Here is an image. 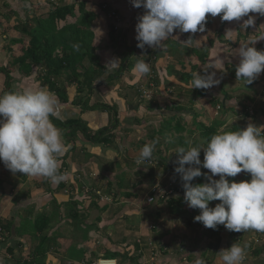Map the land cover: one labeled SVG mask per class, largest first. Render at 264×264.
Instances as JSON below:
<instances>
[{"label": "crops", "instance_id": "0c3cea01", "mask_svg": "<svg viewBox=\"0 0 264 264\" xmlns=\"http://www.w3.org/2000/svg\"><path fill=\"white\" fill-rule=\"evenodd\" d=\"M56 1L60 6L74 3L76 7L80 2H85L86 10L97 15L92 31L100 64L105 67L111 59L119 60L116 68L106 70V77L119 70L122 60L126 59L119 77L110 83H95L89 96V106L106 105L117 112V128H111L116 138L109 146L95 145L78 132L75 141L68 143L71 145L68 153L59 160V171L68 174L67 180L59 185L44 177L13 174L0 162V264H38L33 262L32 255L41 235L36 238L33 232L35 223H42V220H38L41 217H47L50 224V230L43 233L50 238L43 264H91L100 259H114L117 264H194L192 251L199 252L202 238L196 239L194 246L188 249L181 239L183 236H180L183 230L180 233L178 227H164L165 211L155 225V216H150L157 208L153 206L154 203L148 204V199L159 196L152 192L153 187L162 177L164 179L169 175L175 180L179 177L174 172V168L178 166L174 163L177 159L176 150L180 147L178 135L172 128L164 137L163 129L166 121H171L175 115L182 116L181 123L186 129L181 137H185L188 148L196 146L195 140L200 138L194 122L213 126L214 123L218 125L221 120L224 123L220 128L222 132L230 129L237 121L234 120L236 113H244L242 107H247V112L255 115L243 119V129L250 123L257 127L264 126V112L260 111H264V72L250 85V90L244 88V91H241L244 84L237 80L236 73H231L239 64L235 51L240 46L249 45L258 51H264V40L257 41L264 34V16L250 13L255 17V23L244 28L243 21L247 17L239 22H222L220 16L213 18L209 14L203 33H179L177 30L173 35L178 36L179 40L170 38L164 41L160 49L154 50L146 46L141 50L136 46L138 42L135 39V26L138 17L145 10L133 7L131 0ZM52 5L55 4L51 0H0V41H3L0 42V68L9 67L15 58L22 55L21 46L10 43V39L21 38L14 29L18 22L24 23L28 19L45 15ZM9 11L12 12L10 16ZM110 13L116 14L119 21H110ZM76 15L78 18L79 14ZM76 18L71 19V22H75ZM3 21L7 22L6 26ZM111 24L117 28H114L113 41L109 35ZM229 29L234 31L226 35V30ZM224 34L226 40L221 38ZM190 36L197 41L182 43L183 47L176 50L168 46L169 41H186ZM209 37L212 40H208ZM24 45L26 47L28 42ZM204 47L208 57L205 62H201L198 50ZM137 59L150 64L149 75L138 78L133 72ZM220 59L223 60L222 63L218 62ZM208 67H214L209 72L215 71V78L220 83L208 90L192 89L193 73L203 75V69ZM14 69L13 91L42 87L38 80V75L42 72L40 67L33 66L29 77L22 74L19 65ZM65 80L63 78L62 82ZM65 86L69 102L62 103L57 97L59 116L54 117L56 120L62 124L83 121L92 133L110 126L109 114L112 112L101 109L82 110L73 104L78 99L76 85L65 83ZM3 94L5 76L0 74V96ZM243 94L246 98H242V101L249 99L252 104L248 100V103L242 105L238 97ZM218 116L220 117L217 118ZM176 123L177 121H172V124ZM260 131L264 133V128ZM137 133L143 137H138ZM63 139L67 142L65 137ZM152 141H158L153 160L137 164V154L145 144ZM153 161L160 162V167ZM168 166L172 168L167 172ZM151 168L155 169V173L148 176ZM172 178L169 185L161 186L163 190L175 187L176 182ZM122 181L127 186L123 189L118 184ZM109 183H112V188ZM150 185L152 190L142 197L144 205L132 207L134 201H140V197L135 196L136 191L142 186ZM95 192H100L101 196L96 202L97 207L90 208L91 199L97 197ZM58 194L66 196L67 200L58 201ZM125 194L134 196L128 198ZM160 194L164 193L160 191ZM70 209L79 212L78 221L74 222L69 217ZM145 221L147 226L143 225ZM148 224L156 229L151 230V226L147 229ZM180 227L187 230L185 224ZM152 247L161 251L158 250L157 255L153 256ZM100 255L109 257L102 258Z\"/></svg>", "mask_w": 264, "mask_h": 264}, {"label": "clouds", "instance_id": "9594fccd", "mask_svg": "<svg viewBox=\"0 0 264 264\" xmlns=\"http://www.w3.org/2000/svg\"><path fill=\"white\" fill-rule=\"evenodd\" d=\"M133 7L143 8L144 14L138 17L135 26L137 48L147 46L160 49L164 41L179 33L205 31L206 17L220 16L222 22L243 21L242 27L253 26L255 17L250 13L264 16V0H131ZM234 30H226V35ZM264 40V34L258 40ZM191 36L183 44H189ZM256 41V42H257ZM79 51V45H73ZM143 56V55H142ZM239 57L236 67L237 80L251 85L264 72V51L244 45L235 51ZM141 57V56H140ZM222 63L223 60L218 61ZM119 60L111 59L106 70L114 69ZM203 69L204 74L193 73L192 89L208 90L218 85L216 72ZM138 78L150 74L148 62L137 59L133 66ZM59 102L54 93L45 87L26 88L11 91L0 96V162L12 172L24 176L48 178L59 185L67 180V173L59 171V160L71 148L63 139L61 129L52 122L59 116ZM254 124L244 129L223 131L213 135L205 144L179 147L176 150L177 167L184 190V202L190 209H199L194 222L205 228L217 230L223 226L230 232L246 233L249 230L264 233V133ZM158 141L145 144L136 156V163L153 160V152ZM172 142V141H170ZM203 151V161L200 159ZM187 166V167H186ZM201 169L208 172L202 173ZM251 175L250 181L229 182L227 177L240 173ZM204 177L203 184H193L195 178ZM218 176L219 179H214ZM173 190V189H172ZM174 192V191H173ZM98 196V195H97ZM170 196V195H168ZM167 195L163 197H168ZM100 197V196H98ZM162 197V196H161ZM159 198V197H157ZM156 198V199H157ZM58 201L67 197L57 195ZM156 201V200H155ZM219 201L215 207L210 202ZM246 258V245L233 243L217 253L215 264H243ZM97 264H117L114 259H100ZM194 264H206L203 258Z\"/></svg>", "mask_w": 264, "mask_h": 264}, {"label": "trees", "instance_id": "16d2710c", "mask_svg": "<svg viewBox=\"0 0 264 264\" xmlns=\"http://www.w3.org/2000/svg\"><path fill=\"white\" fill-rule=\"evenodd\" d=\"M79 14L77 17L76 14ZM8 15H12V12L9 11ZM7 15V17H8ZM6 19V16H2ZM76 18L75 22H71V19ZM97 20V15H95L91 11L86 10V3L80 2L77 7L76 4L71 5H52L50 11L42 16L34 17L33 19H28L26 22H18V24L14 27L15 31L20 34V39H10V43L13 45L21 46V56L15 58L14 61L7 68H0V74L5 76V93L13 91L12 89V73L15 71V66L19 65L20 71L24 76L29 77L32 73L33 66H38L42 69V72L38 75V80L42 87L48 88L49 91L55 94L56 97L62 103H68V95H67V86L68 84H75L77 87L78 99L73 102L74 105L80 107L82 110H107L110 113L111 121L110 126L104 129L99 130L96 133H92L87 128H85L81 121H69L64 124L60 123L54 117L52 118V122L55 126L62 131L63 137L66 139V143L74 142L78 132L82 133L84 138L95 145H104L109 146L112 141L116 138L113 134L114 129L117 128L118 119L117 112L111 107L106 105H93L89 106L90 101V93L93 90V85L95 83H110L116 77L122 73L123 68L125 67L124 62L126 59L122 60L120 69L117 70L112 75H108L106 77L107 71L104 66L100 64V58L97 55V50L94 45L95 35L92 31L93 23ZM223 24H221L222 27ZM220 27V28H221ZM110 29V40H115V31L113 27ZM27 40V41H26ZM25 42H28V45L25 47ZM73 45H79V51H76L73 48ZM133 51V48L130 49ZM136 50V49H135ZM134 52V51H133ZM200 54V55H199ZM198 57L201 62H205L208 57L207 50L201 52L198 51ZM196 67H194V70ZM193 71V69H192ZM190 78L192 77L189 75ZM188 76V77H189ZM66 78L65 82H62V79ZM244 113L242 116L234 122L230 129L225 131H236L238 129H243L242 121L243 119H247L251 117L247 112V107H242ZM256 111V110H255ZM183 120L182 116L175 115L172 120L166 121V126L163 130V136L169 132L170 129L174 128L178 135V145L180 147L187 148V142L185 137H181L183 133H185V126L181 123ZM172 121H177L176 125L172 124ZM195 128L200 132V140L201 142L195 145L205 144L210 140V138L219 134L221 126L224 124L221 120L218 122V125L214 123L212 126H207L205 124L196 123ZM245 124V123H244ZM252 124V123H250ZM175 127H174V126ZM111 128H113L111 130ZM160 132V131H159ZM223 132V131H222ZM161 133V132H160ZM113 145V144H112ZM204 153L201 152L200 159L203 161ZM156 162V163H155ZM153 163L157 164V167H160V162L153 161ZM159 163V164H158ZM172 167H166L167 172L171 170ZM202 173L208 172L207 169H201ZM152 173H155V169L151 168L148 176ZM179 176V175H178ZM229 182H241L250 181L251 175L247 173L237 174L235 177H227ZM242 179V180H241ZM178 180V181H177ZM175 180L172 178V181L176 182L175 187L173 188L175 195H170L168 197H159L154 202L153 206H156V210H153L150 216L154 217V225L157 224L161 218V215L166 208L172 213L177 214L178 222L184 219H189L187 222L188 226H192L194 222V217L200 214L199 209H190L187 204L184 202V190L181 186V180ZM207 181L204 177L195 178L193 180V184H203ZM120 188L123 189L126 186L125 181L118 183ZM140 183H138L139 185ZM109 186L112 188V183H109ZM98 188L101 189L99 186ZM98 189V190H100ZM95 196L96 192L94 193ZM93 195V196H94ZM128 198L133 197V194H125ZM139 197L137 194L135 195ZM98 197V196H97ZM91 199L90 208L97 207L98 198ZM219 203V201L210 202V207H215V205ZM162 212V213H161ZM72 219L78 221L80 218L79 212L74 209H70L69 212ZM42 223H35L34 236H40L39 244L35 248L33 253V258L35 263L43 264L45 261L44 256L46 254V249L48 248V243L50 242V238L47 235H43V233L48 232L49 229V220L47 217H41ZM199 229L204 226L201 223H197ZM223 226H218L217 230L212 229H202L203 237L206 241V249L205 251L212 252V258L207 260L206 252L202 255L203 259L206 261V264H214L217 259V253L220 251V248L223 245H226V239L223 233ZM155 230V229H154ZM229 237H231V244L235 242L240 244L241 233H235L228 231ZM229 248V246L225 247V249ZM250 246L246 247V250H250ZM159 249L152 250L154 252V256L157 255ZM161 251V250H159ZM261 250L256 249L253 251L254 255L259 256ZM29 264V263H24Z\"/></svg>", "mask_w": 264, "mask_h": 264}, {"label": "rangeland", "instance_id": "374dc122", "mask_svg": "<svg viewBox=\"0 0 264 264\" xmlns=\"http://www.w3.org/2000/svg\"><path fill=\"white\" fill-rule=\"evenodd\" d=\"M108 18H109V20L110 21H119V17L116 15V14H114V13H110L109 14V16H108ZM3 25H7V22L6 21H3ZM4 26V27H5ZM111 27H113V24H111V26L109 27L110 29H112ZM115 27H113V29H114ZM5 30H6V28H5ZM242 33H243V30H242ZM222 37V40H226V35L224 34V35H221ZM209 39H211V37H209L208 38V40ZM212 40V39H211ZM27 41V40H26ZM0 42H3V41H0ZM183 44L179 41L178 42V40H176V41H169L168 42V46L170 47V48H173L174 50H176V49H178L179 47L181 48V46H182ZM183 47V46H182ZM110 48V47H109ZM198 51H201V52H203V51H205V47H204V49H200V50H198ZM128 59V58H127ZM212 70V69H211ZM231 73L232 74H234L235 75V73H236V70H232L231 71ZM115 80V79H114ZM239 81H241L242 82V85L243 86H241V91H244V88L245 89H248V90H250L251 88V86L250 85H245V82L243 81V80H239ZM259 87H261V85L259 86ZM256 90H258V89H256ZM239 99H241V101H242V98H246L245 97V95L243 94V95H241L240 97H238ZM248 100L249 99H247V100H245V101H242V105H244V104H246V103H248ZM263 100H264V95H263ZM250 101V103L249 104H252V101L251 100H249ZM245 106H248V105H245ZM237 108H238V106H237ZM239 110V109H238ZM260 111L263 113L264 111H263V109H260ZM240 115H242L241 113H236V115H235V117H234V120H238L239 118H240ZM206 116V115H205ZM251 117H253V116H255L254 115V113L252 114V115H250ZM207 117V116H206ZM220 116H218L217 118H219ZM81 123H82V125L85 127V128H87L88 129V126L83 122V121H81ZM187 133V132H186ZM138 134V133H137ZM138 137H143V136H141V135H139L138 134ZM134 139H137V137L136 136H134ZM198 142V144L201 142V140H200V138L198 139H196L195 140V143H197ZM202 143V142H201ZM169 152V151H168ZM171 153H173V152H171ZM202 161V160H201ZM155 168V167H154ZM156 169V168H155ZM159 176V175H158ZM160 178V177H159ZM170 178H172L171 176H167V177H165L164 179H163V177L161 178V179H159V181H158V183H157V185L155 186V188H157L158 187V189L160 188V191H161V193H166V191L167 192H169V194H170V189H166V190H163V188L161 187L162 185H169L168 183H169V180H170ZM214 179H219V177L218 176H216V177H214ZM242 180V179H241ZM243 181V180H242ZM151 187H152V185H150V186H142V188H139L137 191H136V194L140 197V201H134L133 203V206L132 207H134V208H137L138 206H142V205H144V204H142V201L144 200V199H142V197H144V194H148V192L150 191V190H152L151 189ZM103 188V187H102ZM153 189H154V187H153ZM157 189V190H158ZM103 190H105V188H103ZM161 196H163V194H159V196L158 197H161ZM168 208V207H167ZM166 208V214L164 215L165 217H164V220H165V222H166V225L164 224V227H167V229H171V228H173V229H175V227H178V228H180V233L182 232V230H183V233L180 235V236H183L181 239L183 240V243L185 244L184 246L186 247V248H188V249H190L191 247H193L194 246V244H195V240L196 239H200V238H202L201 239V241H200V243H201V245L202 246H200L199 247V249H198V251L199 252H197V253H195V251H192V259L195 261L196 260V258L197 259H199V258H203V257H200L201 255H203L206 251H205V249H206V246H205V244H206V241H205V239H204V237H203V235H202V233H203V231H202V229H205V227H203L202 229L200 228L199 229V227H198V222H195L190 228L188 227V225H187V221L189 220L188 218L187 219H184V218H182V220L180 221V222H178V215L177 214H172L168 209ZM167 218V219H166ZM168 219H170V222H169V220ZM180 219V218H179ZM163 220V221H164ZM147 222L145 221V222H143V225H146L147 226V224H146ZM149 223V222H148ZM182 224H185V226H186V228H187V230H188V233H186L187 232V230L185 229V228H181L180 226L182 225ZM149 226H151V224H148V227H147V229L149 228ZM184 226V225H183ZM224 228V227H223ZM150 229L151 230H154V229H156L154 226H151L150 227ZM185 232V233H184ZM242 235H241V237H240V244H241V246H245L246 245V247L247 246H250V250H246V258H245V260H244V262H243V264H264V233H261V232H257V231H255V230H249L248 232H246V233H241ZM222 235H224V237H225V239H226V245H223L221 248H220V250L221 249H225V247H227V246H229L230 247V244H231V237H229V235H228V232H227V229H223V233H222ZM184 238H185V240H184ZM157 248V247H156ZM256 249H260L261 250V252H260V254H259V256H257V255H254L253 254V251L254 250H256ZM100 256H102V258H106V257H109V255H100ZM199 256V257H198ZM207 260H209V258L211 259L212 258V252H210V251H207L206 252V257H205Z\"/></svg>", "mask_w": 264, "mask_h": 264}, {"label": "built area", "instance_id": "2783aa9c", "mask_svg": "<svg viewBox=\"0 0 264 264\" xmlns=\"http://www.w3.org/2000/svg\"><path fill=\"white\" fill-rule=\"evenodd\" d=\"M51 2L54 3L56 6H58V3H57L56 0H51ZM115 29H117V28L115 27ZM157 189H158V187L154 188L153 191H152L155 195H159L160 194V191H158ZM169 191H170V194H169V192H166V193L163 194V196H165V195L168 196V195H172L173 194V190L172 189H170ZM96 195L101 196V193L100 192H96ZM157 197L155 196V197L149 198L148 199V204L154 203ZM102 200H104V199H102ZM106 200H108V199H106ZM1 240H2V230L0 229V241ZM156 249L157 248L152 247V250H156ZM153 256H154V254H153ZM97 262L98 261H96L94 263H91V264H97Z\"/></svg>", "mask_w": 264, "mask_h": 264}]
</instances>
